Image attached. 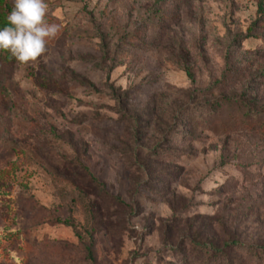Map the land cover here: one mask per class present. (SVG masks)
I'll return each mask as SVG.
<instances>
[{"label":"rangeland","instance_id":"obj_1","mask_svg":"<svg viewBox=\"0 0 264 264\" xmlns=\"http://www.w3.org/2000/svg\"><path fill=\"white\" fill-rule=\"evenodd\" d=\"M45 3L47 52L0 50V264H264V0Z\"/></svg>","mask_w":264,"mask_h":264},{"label":"clouds","instance_id":"obj_2","mask_svg":"<svg viewBox=\"0 0 264 264\" xmlns=\"http://www.w3.org/2000/svg\"><path fill=\"white\" fill-rule=\"evenodd\" d=\"M47 12L45 0H14L8 26L0 29V50L10 52L20 64L36 62L60 30L59 25L46 22Z\"/></svg>","mask_w":264,"mask_h":264},{"label":"trees","instance_id":"obj_3","mask_svg":"<svg viewBox=\"0 0 264 264\" xmlns=\"http://www.w3.org/2000/svg\"><path fill=\"white\" fill-rule=\"evenodd\" d=\"M1 1L2 0H0V2ZM8 6H9L8 4H5L4 7H3V10H1V13H0V17H1L0 18V27H1V29L3 27H5V26H8L7 16L10 13L6 9V8H8ZM2 12H6L7 14L6 15L5 14L3 15ZM5 52H6V56H8V59H9L10 58L9 56H11V53L8 52V51H5ZM232 101H234V100H232ZM232 101L229 100V99H227L226 97H222L221 99L215 101L214 104H215V106H218L221 103L229 104ZM244 108L246 110L252 109L250 107V105H247V104L244 105ZM263 114H264V112H263ZM262 121H263V123L261 125L262 126L261 129H262V132L264 133V120H262ZM226 128L227 127L223 126L222 127V130L225 131ZM60 168L62 169V175H63L62 178H63V181L69 186V188L72 191L76 192L78 195H80V196L85 195L84 191L90 187V184L91 183H93V185L96 188H99V190L101 192H103L102 188H104V184L97 182L96 179L91 176V174L89 173L87 167L83 166L82 163L79 162L78 160L69 161L67 163H64L63 162L60 165ZM72 173L82 175L83 178H84V176L85 177H88L89 176L88 181H85L84 184L82 185V188L83 189L79 188L78 185H76L74 183V179L72 178L73 177ZM57 175H59V174H57ZM96 192H98V190H96ZM97 195H100V194H97ZM98 200L100 201V198L96 196L93 201L96 202ZM89 205L90 204L88 203V205L85 207V209H88L89 210V208L91 207V205H90V207H89ZM56 222L58 224H63V225H65L67 227H70V228H75V226L73 225V223L70 222L69 220H65L63 222L62 221L60 222L59 220H57ZM93 232H94V230H92L89 235H92ZM190 243L193 245V247H195L199 251H201V252L204 251L205 253L210 254V256H212L214 258H217L220 255H223L224 256L225 255V252L224 251H228L229 252L232 249H237V248L244 249V248H246L245 245H242L241 243H238L236 241H228V242H225L224 244H222L221 246H218L213 241L205 240V241L200 242V241H197L194 238H192L190 240ZM252 247L253 246H250V248H252ZM90 248H91L90 246L86 248L87 256H88L89 261L91 263H94V258L92 256V253H91ZM259 254H260L259 251H257V252L254 251L253 252V255L256 256V257L259 256Z\"/></svg>","mask_w":264,"mask_h":264}]
</instances>
